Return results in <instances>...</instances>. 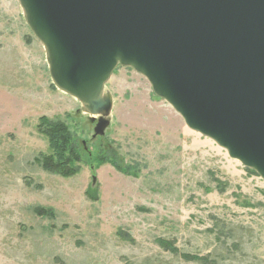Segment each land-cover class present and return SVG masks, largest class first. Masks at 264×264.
<instances>
[{"label": "rangeland", "instance_id": "374dc122", "mask_svg": "<svg viewBox=\"0 0 264 264\" xmlns=\"http://www.w3.org/2000/svg\"><path fill=\"white\" fill-rule=\"evenodd\" d=\"M19 1L0 0V264H203L158 238L213 264H264V180L129 67L104 87L110 125L93 139L97 123L53 84ZM42 117L87 143L73 176L42 168Z\"/></svg>", "mask_w": 264, "mask_h": 264}, {"label": "water", "instance_id": "95a60500", "mask_svg": "<svg viewBox=\"0 0 264 264\" xmlns=\"http://www.w3.org/2000/svg\"><path fill=\"white\" fill-rule=\"evenodd\" d=\"M19 3L47 50L53 84L97 123L93 139L110 125L112 99L101 93L129 67L191 130L264 180V0Z\"/></svg>", "mask_w": 264, "mask_h": 264}, {"label": "trees", "instance_id": "16d2710c", "mask_svg": "<svg viewBox=\"0 0 264 264\" xmlns=\"http://www.w3.org/2000/svg\"><path fill=\"white\" fill-rule=\"evenodd\" d=\"M39 131L48 140L50 151L49 155L42 161V168L48 173L59 174L64 177L76 174L78 172L76 165L81 162L82 152L87 151L90 154L89 149L86 150V148L79 143L76 136L62 121H55L47 117H42L39 121ZM102 161L113 165L117 169L120 168L113 159L104 158ZM248 170L256 174L255 171L251 169ZM41 212L48 214L45 210H39V213ZM156 243L164 251L179 256L185 261L213 264V261L209 259V257L181 252L174 241L158 238L156 239Z\"/></svg>", "mask_w": 264, "mask_h": 264}, {"label": "bare ground", "instance_id": "6f19581e", "mask_svg": "<svg viewBox=\"0 0 264 264\" xmlns=\"http://www.w3.org/2000/svg\"><path fill=\"white\" fill-rule=\"evenodd\" d=\"M23 7V6H22ZM23 12H24V15L27 17V19H30V15H29V12L27 9L23 8ZM54 58H55V62L58 63V59L56 58V53L54 54ZM60 66L62 65L61 63L59 64ZM65 92V91H63ZM101 97L104 98L105 97V91L103 90L102 93H101Z\"/></svg>", "mask_w": 264, "mask_h": 264}]
</instances>
